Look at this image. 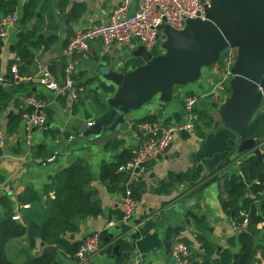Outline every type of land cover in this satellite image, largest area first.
<instances>
[{
  "label": "crops",
  "instance_id": "0c3cea01",
  "mask_svg": "<svg viewBox=\"0 0 264 264\" xmlns=\"http://www.w3.org/2000/svg\"><path fill=\"white\" fill-rule=\"evenodd\" d=\"M8 1L17 2L14 12L18 14V21L9 28L7 37L0 39L3 43L0 74L5 78L12 77V67L16 66L19 69L20 60L11 47L18 40L19 34L30 27L22 23L23 5L26 0ZM59 1L56 0V7L53 0H41L38 10L41 34L45 38L52 36L57 38L54 42L33 50L34 62L38 63L37 68L33 69V62L24 74L38 75L42 69L48 67L52 78L63 82L66 77L65 67L68 64L64 49L70 38L93 24L107 21L120 0H68L69 6L66 10L59 8ZM74 3H82L86 9L77 21L70 22L71 7ZM138 7L139 0H132L130 12L134 13ZM4 16H6L4 11L0 9V20ZM35 22L36 20L33 24ZM140 45L134 41L131 44L106 47L97 39L92 41L88 54H76L74 74L78 77L75 83L80 87L78 101H73L69 96L56 94L39 80L31 83L28 90H19L13 94L0 115V128L3 129L6 138L4 147L0 148V218L7 214L13 218L18 214L20 219L17 221L23 223L25 216L33 211L35 206L33 203L21 201L20 196L30 189L41 198V204H46L49 196L54 198L55 189L52 186L54 183L57 184L59 173L81 161L89 167L92 175L87 190L100 202L102 211L96 217L78 219L76 222L78 229L66 233V240L70 243L83 244L88 236L99 234L102 248L91 256V260L97 264H177L172 254V245L176 239L181 238L192 248L191 264H204L208 250L204 247L201 237L215 249L212 256L214 260L220 251L229 247V240L237 235L233 219L223 207L225 194H222L220 189L223 177L226 173L242 175L240 162L255 152L253 149L252 152H242L241 156H237L239 153L232 148L234 134L219 128V113L213 106L215 102L210 98L199 101L200 110H206L216 119L218 125L214 130H208L209 132L204 130L202 121L199 129L177 135L166 154L148 167L145 177L137 176L133 183V194L139 200V206L130 226L131 230L124 236L125 245L118 244L117 241L124 213L125 180L116 184L102 180L101 171L104 163L115 162L117 156L124 151L130 152L132 157L138 151L141 138L134 126L136 120L153 116L155 120L152 121L164 125L183 121L185 95L195 92L203 95L211 90L219 80L218 68L216 66L209 68L199 82L176 87L171 102L164 103L155 98L141 110L134 112L131 116L130 129L126 132L120 131L109 141L102 142L95 136L88 137L81 132L85 128V123L90 125V122L94 123L97 120H102L105 125L110 123L114 113L110 111L107 101L113 93L104 92L100 89L99 83L105 82L116 89L113 83L103 78V73L108 69L126 71L132 68L134 61L142 62L140 58L134 56ZM4 86L9 87L7 84ZM230 92L229 88L228 96ZM30 94L45 101L47 126L43 129H34L31 137H28L22 117L17 129L9 132L7 130L9 119L22 109L28 110L25 101ZM96 94L106 107L98 105L94 98ZM202 130L209 134L203 136ZM112 141L123 143L113 150L108 148ZM257 147L260 150L262 144H258ZM230 158L232 161L224 166ZM185 172L190 174L189 178L177 184L170 192L155 191L159 184L169 180L171 175ZM112 222L116 224L113 226ZM147 223H150L148 229ZM263 226L264 222L259 228L262 229ZM135 232L138 236L133 238L131 233ZM105 237L108 239L105 240ZM26 243V238L15 240L12 249L15 250V247L24 246ZM257 243L264 245L263 238H257ZM115 245L119 246L117 253L113 251ZM55 246L58 264H80L76 255L67 254ZM42 249L40 243L39 249L35 251L41 255ZM232 249L236 251L238 246L235 244ZM263 256L264 250L261 247L256 257Z\"/></svg>",
  "mask_w": 264,
  "mask_h": 264
},
{
  "label": "trees",
  "instance_id": "16d2710c",
  "mask_svg": "<svg viewBox=\"0 0 264 264\" xmlns=\"http://www.w3.org/2000/svg\"><path fill=\"white\" fill-rule=\"evenodd\" d=\"M17 5L15 1L0 0V9L4 11L5 15L13 13ZM40 5L41 0L25 1L22 23L28 24L30 27L19 34L18 40L11 47V50L17 54L20 60L19 72L21 74H24L27 68L33 64L35 57L33 50L39 49L42 45H48L57 38L56 36L45 38L41 34V18L38 17ZM68 6V0L59 1L61 10H66ZM85 9L84 4L74 3L71 7L69 21H77ZM35 20L36 22L33 24ZM2 45L0 40V54ZM153 53L158 54L159 52L153 50ZM141 63V61H134L132 68ZM13 77L12 74L11 78H5L4 84L9 87H5L3 84L0 88V115L16 91L28 90L31 85V83L24 82L15 84ZM72 77L74 80L78 78L75 74ZM76 86L80 90L79 85ZM99 87L106 93L115 92L114 86L102 81H100ZM94 98L99 106L106 107L97 98V94ZM26 111L27 109H22L18 114L11 116L7 126L9 132L17 129ZM199 113L200 122L203 121V129L214 130L215 126L218 125L216 119L206 110H200ZM152 120H155V117L146 116L141 120H136L135 127L140 123ZM200 122L197 123L195 130L200 128ZM204 130H202L203 136L209 134V131L206 133ZM246 137L260 140L259 144H262L261 156L259 157L257 153L251 151L249 157L240 162L242 175L226 173L220 186L221 193L225 194L223 207L235 221L237 235L229 240V247L220 251L214 260H212V256L215 249L201 237L204 247L208 250L204 264H253L257 251L261 247L264 250V245L257 243L259 237L264 240V226L262 229L259 228V225L264 222V110L258 112L247 126ZM122 143V141H112L108 148L116 150ZM239 155L242 154L239 153L237 156L239 157ZM117 157L115 162L103 164L102 180L116 184L124 182L127 178L126 173L117 172V169L127 163L132 155L130 152L124 151ZM230 161H232L231 158L224 166L228 165ZM189 175L188 172L171 175L169 180L162 181L155 191L157 193L170 192L177 184L185 182ZM91 179L89 167L78 161L59 173L57 184L54 183L52 186L55 189L54 198L49 196L46 204H41V198L34 191L27 189L20 196V199L26 203H33L35 208L25 216L24 222H18L9 214L0 218V264H58L55 253L38 255V252L35 251L39 249V244L42 242L47 245H57L67 254L76 255L82 243H70L66 240L65 234L75 232L78 229L76 224L78 219H85L89 216L96 217L102 211L100 202L95 200L91 191L87 190ZM246 219H248V223L245 225ZM147 225L146 229L150 223ZM130 226L122 224L119 227L121 232L117 240L118 244L125 245L124 236L129 234ZM131 235L136 238L138 233H131ZM23 238H26L27 243L24 246L15 247V250L12 249L13 242ZM235 244L238 246L236 251L232 249Z\"/></svg>",
  "mask_w": 264,
  "mask_h": 264
},
{
  "label": "water",
  "instance_id": "95a60500",
  "mask_svg": "<svg viewBox=\"0 0 264 264\" xmlns=\"http://www.w3.org/2000/svg\"><path fill=\"white\" fill-rule=\"evenodd\" d=\"M161 28L165 39L159 43L160 53L154 54L140 45L134 52L142 60L140 65L103 73V78L116 86L107 101L114 115L108 125L102 120L85 123L81 132L104 142L120 131H128L134 112L155 98L171 102L176 87L199 82L208 68L236 47L238 57L231 68L230 95L213 106L219 113V128L234 134L233 150L242 153L254 149L260 157V140L248 139L246 128L264 103V0H212L205 19H187L182 30L167 24ZM37 65L35 61L33 69ZM41 245V255L56 252L55 245ZM118 250L115 245L114 253Z\"/></svg>",
  "mask_w": 264,
  "mask_h": 264
},
{
  "label": "built area",
  "instance_id": "2783aa9c",
  "mask_svg": "<svg viewBox=\"0 0 264 264\" xmlns=\"http://www.w3.org/2000/svg\"><path fill=\"white\" fill-rule=\"evenodd\" d=\"M212 0H139V7L134 13L130 12L132 0H120L113 8L109 18L105 22L93 24L90 27L77 32L68 41L64 55L68 64L65 67V80L59 82L52 78L48 67L42 69L37 75L21 74L18 67H12L14 83H33L36 80L45 85L58 95L69 96L73 101L80 98V90L77 88L72 75L75 71L74 57L76 54H88L91 43L101 40L106 47L115 44L125 45L138 42L148 50H160L159 43L165 39L162 25L167 24L174 29L182 30L186 26L187 19H205L207 8L211 6ZM18 21L16 12L4 16L0 20V39L8 35L9 28ZM238 57V49L231 47L227 56L215 66L219 71V80L211 90L203 95L188 93L184 97L185 118L171 124H159L157 121H146L138 124L135 129L141 138L138 151L125 164L118 168L119 172L126 173L125 189L123 196L124 213L121 224L131 225L139 206V200L133 194V183L138 178L147 174L148 167L162 158L175 137L183 132H191L201 120L199 101L202 97L210 98L213 102L222 103L228 96L230 80L232 78L231 68ZM5 81L4 75L0 74V85ZM28 110L24 113V125L26 135L31 137L34 129H43L47 126L48 116L46 103L36 96L26 98ZM91 124V123H89ZM136 124H134L135 126ZM6 143L5 133L0 128V148ZM1 184V183H0ZM29 207V205H25ZM13 219L19 220L16 214ZM248 219L245 220V225ZM112 222L111 225H115ZM236 229V223L233 220ZM102 248V239L99 234L88 236L76 253L80 264H97L91 260V256ZM172 254L177 264H191L192 248L183 239L178 238L173 242ZM255 264H264V256L259 257Z\"/></svg>",
  "mask_w": 264,
  "mask_h": 264
},
{
  "label": "rangeland",
  "instance_id": "374dc122",
  "mask_svg": "<svg viewBox=\"0 0 264 264\" xmlns=\"http://www.w3.org/2000/svg\"><path fill=\"white\" fill-rule=\"evenodd\" d=\"M208 69H209V68H208ZM208 69H207V70H208ZM189 85H191V84H189ZM195 93H196V92H195ZM203 99H205V98L202 97V98L200 99V101L203 100ZM260 111H263V110H262V107H261V109H260L258 112H260ZM90 123H91V122H90ZM258 260H259V257H256L255 260H254V262H253V264H255Z\"/></svg>",
  "mask_w": 264,
  "mask_h": 264
}]
</instances>
